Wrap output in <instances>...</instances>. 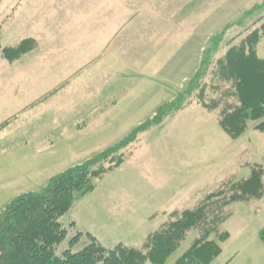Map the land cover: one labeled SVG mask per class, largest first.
Returning <instances> with one entry per match:
<instances>
[{
  "label": "rangeland",
  "instance_id": "1",
  "mask_svg": "<svg viewBox=\"0 0 264 264\" xmlns=\"http://www.w3.org/2000/svg\"><path fill=\"white\" fill-rule=\"evenodd\" d=\"M93 1L0 0L2 46L27 39L37 44L14 63L0 51V125L12 120L0 132V212L18 195L42 191L53 176L117 145L159 107L175 102L198 70L202 51L227 27L218 57L264 22V0H177L171 9H178L180 26H141L146 39L132 38L131 46L100 60L91 42ZM148 43L158 46V59L141 56L151 49ZM259 55L264 58V40ZM219 118L220 110L195 106L140 134L125 151L124 164L63 217L69 237L57 253L87 232L109 249L120 243L140 247L173 211L196 206L225 180L248 178L257 165L264 169V133L249 123L233 140ZM229 208L233 216L217 232L228 231L231 238L221 243L215 233L210 237L223 248L215 264H264V198ZM209 228L206 223L191 231L167 264ZM88 244L85 235L72 249Z\"/></svg>",
  "mask_w": 264,
  "mask_h": 264
},
{
  "label": "trees",
  "instance_id": "2",
  "mask_svg": "<svg viewBox=\"0 0 264 264\" xmlns=\"http://www.w3.org/2000/svg\"><path fill=\"white\" fill-rule=\"evenodd\" d=\"M227 31L228 27L202 51L198 70L175 102L159 107L152 118L117 145L53 176L42 191L18 195L2 209L0 264H167L188 234L206 223H210L211 228L174 264L216 263L223 248L210 237L215 233L221 243L227 242L231 234L217 232V227L232 218L229 207L264 198V169L261 166L253 167L248 178L223 181L196 206L170 213L168 221L148 235L140 247L120 243L109 249L87 232L72 238L70 249L61 255L57 249L69 237L61 220L76 201L93 193L98 180L124 164L128 155L125 151L138 141L140 134L161 126L168 117L202 106L207 111L220 110L219 125L233 140L246 133L249 123L256 124L255 131L264 133V58L259 55V46L264 40V22L239 44L230 46L224 56L218 57ZM36 46L32 39L15 47H3L0 41V51L10 63L20 60ZM209 91L219 96L211 98ZM11 121L0 125V132L5 131ZM85 235L89 244L74 252L72 248ZM259 237L264 243V227Z\"/></svg>",
  "mask_w": 264,
  "mask_h": 264
},
{
  "label": "crops",
  "instance_id": "3",
  "mask_svg": "<svg viewBox=\"0 0 264 264\" xmlns=\"http://www.w3.org/2000/svg\"><path fill=\"white\" fill-rule=\"evenodd\" d=\"M167 1L168 0H103L101 2V0H94L93 15L95 16V20L93 19V26L91 28V42L94 47L93 53L101 60V56L116 53V51L122 52L119 50L131 46L132 44H128V42L133 41V39L140 38V41H138L140 43L142 39L147 38V36L143 34L147 28L141 31V26H180L178 9L176 8L174 12L171 9L175 4L178 5L177 0H169L168 8L166 7ZM97 9L98 12H96ZM138 42L133 44V46H139ZM153 44H146L151 49L144 52V56L141 54L142 57L154 56L155 54V57L157 59L159 58L158 53L161 52L157 48L158 46L155 47L156 49L152 48ZM117 47L118 50L116 49ZM130 53L136 55L137 51H131ZM144 61L150 62L148 59H144ZM161 84L163 88L168 86L164 81ZM129 85L130 84L127 82L126 85H124L126 88L125 91L123 90L124 96L129 95V93H127ZM158 89L157 92H159L160 95V92L164 90L161 88ZM95 108L97 109L98 105H96Z\"/></svg>",
  "mask_w": 264,
  "mask_h": 264
}]
</instances>
